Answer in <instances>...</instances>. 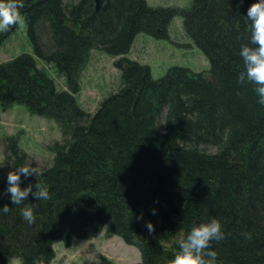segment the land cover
Returning a JSON list of instances; mask_svg holds the SVG:
<instances>
[{"label": "trees", "instance_id": "obj_1", "mask_svg": "<svg viewBox=\"0 0 264 264\" xmlns=\"http://www.w3.org/2000/svg\"><path fill=\"white\" fill-rule=\"evenodd\" d=\"M253 2L104 0L96 9L95 0H24L34 53L0 62V106L25 105L55 121L62 138L49 144L54 156L41 168L17 135L2 139L0 207L10 211L0 213V264H51L57 243L105 229L140 250L137 264H168L193 222L213 216L225 233L211 242L219 264H264V105L252 82H239ZM176 15L210 66L175 64L155 78L149 64L126 55L140 34L170 38ZM19 26L0 31V46ZM95 49L120 57L122 72L118 88L90 112L79 91ZM24 163L40 175L22 177L23 184L39 179L50 199L30 193L13 204L7 173ZM25 204L34 206V223L21 215ZM149 219L154 233L145 227Z\"/></svg>", "mask_w": 264, "mask_h": 264}, {"label": "rangeland", "instance_id": "obj_2", "mask_svg": "<svg viewBox=\"0 0 264 264\" xmlns=\"http://www.w3.org/2000/svg\"><path fill=\"white\" fill-rule=\"evenodd\" d=\"M154 6H189L192 0H148ZM160 31V29H159ZM22 52L34 53L25 20L17 32L0 46V62L10 60ZM132 60L142 61L151 66L155 78L162 77L175 64L201 71L210 63L204 52L187 35L183 18L177 15L170 24V38L158 40L147 34H140L127 55ZM101 49L93 50L91 59L81 77L79 102L90 112H95L101 101L120 85L122 68L117 61ZM45 66V63L41 62ZM58 86L66 89L64 78L47 65ZM4 135H17L20 145L34 157V164L41 168L52 160L54 152L49 144L60 140L62 133L58 124L43 116L32 114L22 104L8 109L0 106V162L4 159ZM56 257L51 264H137L140 250L128 244L123 238L102 230L95 235L77 237L70 245L57 243ZM7 264H20L13 259Z\"/></svg>", "mask_w": 264, "mask_h": 264}, {"label": "clouds", "instance_id": "obj_3", "mask_svg": "<svg viewBox=\"0 0 264 264\" xmlns=\"http://www.w3.org/2000/svg\"><path fill=\"white\" fill-rule=\"evenodd\" d=\"M23 7L24 0H0V31L23 23ZM246 16L251 20V43H244L240 48L245 68L239 73V82H252L258 103L264 105V0H254ZM34 175H40L38 169L27 163L7 173L5 191L10 194L13 204H24L30 193L37 199L51 198L49 186L39 179L34 185L31 182L27 186L23 184L22 177L27 179ZM9 211L8 204L0 207V213ZM157 211L155 207L152 209L153 214ZM20 212L28 223L35 222L34 206L25 204ZM139 218L143 219V213ZM145 227L149 233L155 232V224L151 219L145 221ZM224 235L222 221L216 216L193 222L186 236L178 241L179 249L168 260V264H219V252L211 246V242L222 240Z\"/></svg>", "mask_w": 264, "mask_h": 264}, {"label": "water", "instance_id": "obj_4", "mask_svg": "<svg viewBox=\"0 0 264 264\" xmlns=\"http://www.w3.org/2000/svg\"><path fill=\"white\" fill-rule=\"evenodd\" d=\"M103 2L104 0H95L96 9H99L102 6Z\"/></svg>", "mask_w": 264, "mask_h": 264}]
</instances>
